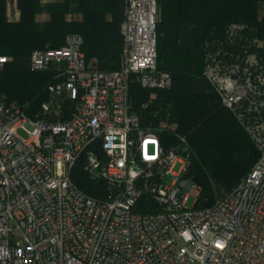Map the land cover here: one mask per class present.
I'll return each instance as SVG.
<instances>
[{"label":"built area","instance_id":"obj_1","mask_svg":"<svg viewBox=\"0 0 264 264\" xmlns=\"http://www.w3.org/2000/svg\"><path fill=\"white\" fill-rule=\"evenodd\" d=\"M156 15V0H125L115 70L86 61L78 33L32 50L31 69L54 76L43 117L0 95V264H264V40L236 37L232 25L231 50L207 49L203 74L259 156L211 205H187L197 185L185 176V137L166 147L129 93L133 76L146 89L171 84L157 69ZM66 102L69 114L51 118ZM79 160L102 196L71 179ZM143 195L150 212L135 209Z\"/></svg>","mask_w":264,"mask_h":264},{"label":"trees","instance_id":"obj_2","mask_svg":"<svg viewBox=\"0 0 264 264\" xmlns=\"http://www.w3.org/2000/svg\"><path fill=\"white\" fill-rule=\"evenodd\" d=\"M124 2L16 0L19 18L9 20L6 0H0V55L10 57L0 68L3 99L19 105L30 117H43L40 107L49 98L47 86L54 76L51 70L31 69L29 56L34 49L60 47L68 33L82 36L86 61L95 58L93 64L102 70L118 69ZM156 6L157 69L170 73L171 84L146 89L133 76L132 108L141 125L152 128L166 147L185 137L189 150L185 176L200 186L195 206L206 207L218 198L212 184L231 188L251 169L259 150L204 76L205 55L212 44L231 50L228 29L232 25L236 37L264 40V0H156ZM43 11L49 18L39 22L35 15ZM68 114L66 102L51 118ZM71 179L87 194L104 193L102 180L84 171L81 160L73 167ZM135 209L152 211V200L143 195Z\"/></svg>","mask_w":264,"mask_h":264},{"label":"crops","instance_id":"obj_3","mask_svg":"<svg viewBox=\"0 0 264 264\" xmlns=\"http://www.w3.org/2000/svg\"><path fill=\"white\" fill-rule=\"evenodd\" d=\"M57 0H40L41 3H47ZM263 7V6H262ZM19 9L16 0H6V15L9 20H17L19 18ZM49 18L46 12H39L35 15V19L39 22L46 21Z\"/></svg>","mask_w":264,"mask_h":264},{"label":"rangeland","instance_id":"obj_4","mask_svg":"<svg viewBox=\"0 0 264 264\" xmlns=\"http://www.w3.org/2000/svg\"><path fill=\"white\" fill-rule=\"evenodd\" d=\"M88 62H90L92 64L93 63L96 64L97 60L95 58H91V59H88ZM19 133H20V135L25 136L24 132L20 131ZM179 168H180V166H179V164H177L175 166L174 170L178 171ZM170 179H171L170 175H167L165 177L166 182L170 181ZM211 189H212V192L214 193L215 198L220 197L225 192V188H223V187L218 188L216 184H212ZM199 191H200V186L197 185V189L194 190V192L197 193V196L199 195ZM195 201H196V197L194 195H191V196H189V198L187 200V205H192L193 203H195Z\"/></svg>","mask_w":264,"mask_h":264},{"label":"water","instance_id":"obj_5","mask_svg":"<svg viewBox=\"0 0 264 264\" xmlns=\"http://www.w3.org/2000/svg\"><path fill=\"white\" fill-rule=\"evenodd\" d=\"M96 169H94V171H95Z\"/></svg>","mask_w":264,"mask_h":264}]
</instances>
